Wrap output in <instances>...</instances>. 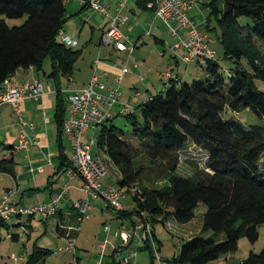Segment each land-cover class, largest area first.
<instances>
[{"label":"trees","instance_id":"16d2710c","mask_svg":"<svg viewBox=\"0 0 264 264\" xmlns=\"http://www.w3.org/2000/svg\"><path fill=\"white\" fill-rule=\"evenodd\" d=\"M149 1L135 4L146 10ZM200 4L207 13L202 31L207 35L215 31L210 26L215 21L224 58L234 65L231 78L224 80L216 57L206 60L205 80L180 82L178 88L170 84L165 96H153L138 105L139 120L135 109L128 116L116 115L101 125L96 139L97 148L116 170L113 184L131 196L134 208L126 216L139 217L152 229L151 224L169 219L188 224L198 205L206 207L200 236L184 241L175 257L162 260L165 264L217 262L236 253L242 238L255 244L258 228L264 225V91L258 86L264 84V53L256 44L264 45V0H203ZM69 18L63 0H0V88L18 71H41L49 59L51 71L46 77L56 89L54 120L60 133L65 116L60 80L73 74L81 55L58 41ZM240 18L250 20L252 26L241 28ZM20 19H25L21 26H8L9 21ZM242 58L248 71L240 68ZM244 111L263 125L245 127L228 118L230 113ZM116 117L131 125L130 139L121 129L107 125ZM188 144L203 150L207 160L203 168L192 164L191 174L181 176L178 153ZM60 161L72 168L66 157ZM156 182L165 185L154 186ZM6 222L0 219V228ZM75 232L59 225L54 229L55 235L68 239ZM207 232L212 237L203 238ZM152 239L155 244L153 231ZM143 249L154 262L149 242ZM49 254L34 247L26 264H38ZM239 264H264V248Z\"/></svg>","mask_w":264,"mask_h":264},{"label":"crops","instance_id":"0c3cea01","mask_svg":"<svg viewBox=\"0 0 264 264\" xmlns=\"http://www.w3.org/2000/svg\"><path fill=\"white\" fill-rule=\"evenodd\" d=\"M71 1L75 2L77 9L70 10L76 11L74 14L71 12L70 15H68L70 17L78 16L82 11L89 8L84 3L85 0H69L64 2L65 6ZM99 3L106 6L108 9L107 15H104L106 18L105 24L107 26L104 30H102L100 35L101 37L108 29L110 21L118 14L117 8L119 0H99ZM129 3H131V5H128ZM135 3L136 0L128 1L125 8L121 9L119 12L120 17L127 18L125 23L119 27V30L121 31V29H123L124 31L121 33L127 40L125 45L129 46L132 44L135 46L132 56L128 57L126 52H118L110 46H101L100 42L98 55L92 61L91 71L86 72V76L81 82L74 84L76 78L72 76L73 74L70 77H64L60 80L59 86L65 110L67 95L73 91H79L86 88L93 76H96L97 82L103 84L105 88H117L121 95L122 104L131 102L134 109L135 104L133 102L140 105L142 102L149 99L147 97L150 93H152V91H154L159 76L169 85L179 84L180 82H184L188 77L187 68L189 66L192 65L202 69L204 68V62L202 61H196L195 63L187 66L182 59L183 51L174 49L175 41L169 34L167 27L159 19H157L153 11L150 9H138ZM84 5H86V8H84ZM205 12L206 11L199 3L198 5L192 7V9L187 13V16L201 31L204 28V21L206 18ZM142 13H148L151 17L142 18V15H140ZM126 33L128 35H133L134 39H132V36H126ZM60 34L68 37L72 41H75L62 33V31ZM207 36L209 37V35ZM150 40L155 44V46H150V44H148L151 42ZM211 45H213V42L210 41L209 48L214 53ZM156 46L162 49L168 47L171 53L168 62L160 68V72H157V70L154 69V64L151 65V62L154 60ZM159 56L160 58H163L165 54L162 53L159 54ZM183 63L186 65V70H183L182 68ZM122 69H125L127 73L122 77V81L118 85L116 80ZM166 70H169L170 72V78L168 80H164L162 78V73ZM14 77L20 83L40 80L43 86V96L37 101H22L19 104V116L13 112L10 106L0 105V147L3 151L0 161H4V164L0 165V201L5 196L10 194L11 202L14 205L27 209L46 205L51 202L52 198L59 196L60 199L57 203V209L53 215L45 218L39 214L36 215L40 217V220L43 223L44 236L47 235L46 229H48L56 239L62 238L68 241L69 239L66 235L60 237L55 235L54 229L58 225L60 228L67 231L73 228L78 229L80 223L76 221L77 212L74 210L73 205L78 201L86 200V197L79 190L82 186V180L72 174V168H67L62 165L60 161L61 156L66 157V159L69 160L71 145L68 137L58 131L54 120L56 89L49 80H43L40 77L39 72L32 68L18 71ZM64 81H66L65 87L62 85ZM69 83H73L74 86H71ZM140 91L142 93H140ZM101 93L105 94V92ZM134 94H138V97L135 98ZM119 111L120 107H114L113 117L118 115ZM21 121L27 124H32L34 132H30L28 129L23 130L27 136L32 138V142L27 148L22 149L20 152H16L14 151V146L21 137ZM90 131L93 130L86 131L83 136H87ZM96 155H99L105 161L109 173L111 168L108 165L106 154L102 152V150H98ZM111 171H113V169ZM115 176L116 174L114 171L113 175L110 177L107 174V176L101 181L102 186L105 188L107 185L113 184ZM64 188H66V191H64ZM90 200L92 199H89L88 202H90ZM92 201H103L106 207L109 208L104 200ZM93 209L94 206H91L89 203L87 212ZM115 212L120 219L122 227L114 230L111 234L113 240L110 241V235H108L109 240L107 237L103 244L100 243L97 245V250L100 251L99 257L96 255L91 256V258H95L96 261L93 262L92 260L80 258L78 251L82 248H79L80 246L78 247L79 243L76 240L77 243H74L75 253L73 254L72 252L71 254V256H73L72 260H67L68 263L64 262L63 264H145V260L140 255L141 252H148L143 249L144 242L140 241L139 235L142 231L137 230L135 232V236L127 244V246H129L128 249L125 247H118L119 239H122L138 222L131 219L134 218V216L128 217L125 215L130 211H120L124 214H119L118 211ZM36 215L16 216L6 222L8 223L9 221H12V228H16L14 229L15 234H11L9 236L11 242L19 243L20 236L17 233L20 230L21 233H24L26 237L30 239L32 233L31 230L36 226V223L35 225L32 224V220L36 217ZM23 217L26 218L25 221H22ZM51 218H54L55 220H50ZM137 218L140 219L139 217ZM141 220L142 219H140V221ZM80 234V231L76 230L73 238L77 239ZM11 236H13V238H11ZM57 245L60 246L63 245V243L59 242ZM133 248L135 250H132ZM41 249L49 251L50 254L38 264H49L48 260H50V255L53 254V251L47 248ZM132 251H136V256L130 259L129 263H126L124 259ZM31 253H33V251ZM11 255L14 257V254ZM14 258L16 259L14 262H17L18 258ZM148 258H150L149 264H157L156 262H152L150 254H148Z\"/></svg>","mask_w":264,"mask_h":264},{"label":"rangeland","instance_id":"374dc122","mask_svg":"<svg viewBox=\"0 0 264 264\" xmlns=\"http://www.w3.org/2000/svg\"><path fill=\"white\" fill-rule=\"evenodd\" d=\"M128 5H131L129 3ZM76 4L74 1H71L69 4H66V9L68 15L72 12L73 14L76 11H70L72 9H77ZM206 13V12H205ZM72 14V15H73ZM142 18L151 17L148 13H142ZM207 17V13H206ZM25 19L20 20H12L8 22L9 27H19L23 24ZM239 25L241 28H246L247 26H252L250 20L246 18L238 19ZM106 18L104 15L99 13H95L89 8L82 11L78 16H73L68 19L62 29V33L69 36L70 38L74 39L77 43V47L73 48L75 51H81V55L76 61L75 69L73 72V77H75V83L81 82L85 76L86 72L91 71L92 61L97 57L99 51V43H100V35L102 30L106 28ZM110 24V23H109ZM211 28H215V31H211L208 33L209 40L213 42L211 48L214 50V54L216 57V62L219 65V71L222 74V77L225 81H228L231 78L232 72L231 70L234 68V65L231 61L224 58V50L221 43L218 40L219 30L216 27L215 21L211 20L210 22ZM109 27V25H108ZM121 32H124L121 29ZM128 37L133 35L125 34ZM127 37V38H128ZM149 40V38H148ZM147 40V41H148ZM165 40V39H164ZM151 41V40H150ZM167 41V40H165ZM148 44L150 46H155V44L151 41ZM173 44V41H172ZM256 44L260 47L262 53H264V45L260 42L256 41ZM156 52L154 54V60L151 62V65L154 64V69L157 72H160V68L168 62L169 56L171 55L168 47L162 49L160 47L155 48ZM164 53L165 56L160 58L159 54ZM133 54V53H132ZM132 56V55H131ZM136 57V56H135ZM183 70H186V65L183 63L182 66ZM240 68L244 70H249L247 61L242 58L240 60ZM188 70V77L185 79L186 84H192L193 82H200L207 78V74L205 70L200 67L196 66H189ZM51 71V63L49 59H46L42 63L41 71H39L40 77L43 80H48L47 75ZM159 80V82H158ZM156 82V86L154 91L148 95L147 98L151 96H165L167 90H169L170 85L164 82L160 76L158 77ZM71 86L73 83H69ZM62 85L66 86V81L62 83ZM74 86V85H73ZM177 88L179 87L178 84L175 85ZM259 88L264 91V84L258 83ZM140 93H142L140 91ZM135 104L134 107V117L139 120L140 119V112L138 110V103L133 102ZM232 117L235 120H238L242 123L245 127L248 126H262L263 123L251 113L244 111L239 114H229L228 118ZM107 125H113L121 129L124 132L126 138L130 139L128 134L131 132V125L123 118V117H116ZM99 128L95 131H90L87 136H83L81 142L83 144H89L92 138L96 141L98 136ZM133 140V139H132ZM98 148L94 147L91 151V156L95 157L96 152H98ZM7 153L6 151H4ZM3 153L2 148L0 147V158L1 154ZM264 158V157H263ZM207 160V154L201 150L196 148L192 144L186 145L185 149L178 153V166H177V173L181 176H189L191 174V167L192 164L196 165L200 168L204 167V164ZM264 159L262 160L261 164H263ZM112 170V169H111ZM109 170V177L113 175V171L116 172L114 169L113 171ZM165 185L164 182L154 183V186H163ZM125 198L120 202L122 210L131 211L134 208L132 199L130 194L124 193ZM90 205L94 206L93 210L87 212L88 220L80 223L78 226V231H80V235L77 239L72 238L73 242L76 244L77 241L79 243L78 247L82 248L78 251L80 258L92 260L93 262L96 261L95 258H91V256L96 255L99 257L100 251L97 250L98 244H103L105 239L110 241L113 240L111 234L116 229H120L122 227L120 219L117 216V213L109 208L106 207L103 201L94 202L90 200ZM206 212V207L202 204L198 205L194 210V218L193 220L186 224L180 225L177 224L174 220L169 219L164 223H153L152 229L155 235L156 243L154 244V250L151 247V251L154 257V262L158 264V259L161 260H171L178 254L180 245L193 237L200 236V231L202 227V217ZM36 215V214H35ZM133 221L140 222V219L134 216L131 218ZM26 218L23 217L22 221H25ZM50 220H55L51 218ZM12 221L6 223L5 227L0 228V237L2 242L0 244V264H25L27 259H29L31 252L33 251V247L37 246L40 248H47L53 251V254L50 255V260H48L49 264H63L64 262L68 263L67 260H72L71 254L75 253V248L73 251H66V247L69 244V240L65 239H56L54 235L47 230V235L44 236V227L43 223L40 220V217L36 215L32 220V224L36 226L31 230V237L28 239L24 233H21V230L18 231V235L20 236L19 243L11 242L9 236L14 233V229L12 228ZM128 223V222H127ZM125 226V225H124ZM132 230V229H131ZM130 230V231H131ZM136 234V233H135ZM134 234V236H135ZM258 240L255 244L251 245L246 238H242L238 242V249L237 252L234 254H228L220 258L217 262H212L209 264H239L245 261L249 255L252 253L254 255H258L262 249L264 248V225L258 228ZM211 232H207L202 234L203 238H210L212 237ZM142 232H140L139 237L141 238ZM77 240V241H76ZM62 242L63 245L58 246L57 243ZM65 247V248H64ZM118 247H125L126 249L129 246L124 245L122 240L119 239V246ZM61 248V249H59ZM132 250H135L134 248ZM66 251V252H65ZM62 252V253H60ZM64 252V253H63ZM155 252V253H154ZM11 254H14V257L18 258L17 262H14V257ZM148 252H141L140 255L145 260V264H149ZM69 261V262H70ZM132 264V263H131Z\"/></svg>","mask_w":264,"mask_h":264},{"label":"built area","instance_id":"2783aa9c","mask_svg":"<svg viewBox=\"0 0 264 264\" xmlns=\"http://www.w3.org/2000/svg\"><path fill=\"white\" fill-rule=\"evenodd\" d=\"M69 0H63L67 2ZM128 1L119 0L118 14L110 21L108 29L102 34L100 42L101 46L113 47L118 52H126L128 57H131L135 46H126L127 41L125 36L119 30V27L125 23L126 17H120L119 12L125 8ZM203 2V0H150L146 3L147 9H154V14L168 29L169 34L174 39V49L183 51V62L188 66L196 61L214 60L215 55L209 48L210 40L206 33L201 31L198 26L187 16V13L192 7ZM84 3L94 12L101 15H107L108 9L106 6L99 3V0H86ZM59 42L66 47H76V42L66 36L59 34ZM127 73L122 69L116 83L119 85L122 77ZM162 78L168 80L170 78L169 70L162 73ZM101 92H105L102 94ZM43 96V86L40 80H32L24 83L18 82L12 76L0 88V105H8L13 112L19 116V104L22 101L31 100L37 101ZM138 97V94H134ZM120 107L118 115L128 116L133 112V104L127 102L122 104L121 95L117 88H105L93 76L89 85L79 91H73L66 97V115L62 121L61 131L70 140V157L69 161L72 166V174L82 180L80 192H82L86 200L78 201L73 205L77 212L78 223L88 220L87 210L89 208V199L104 200L108 207L114 211H122L120 202L125 198L124 192L117 188L114 184H109L103 187L101 181L107 176L108 168L105 161L99 156H91V151L96 146V141L92 139L89 144L81 142L83 134L88 130L95 131L101 125L113 117L114 107ZM22 128L21 137L14 146V151L20 152L22 149L30 146L32 138L27 136L23 131L28 129L34 132L32 124L20 122ZM66 191V188H64ZM10 194L5 196L0 201V219L8 221L13 217L26 215L33 216L39 214L42 217L53 215L57 209L59 196L52 198L51 202L46 205H41L35 208L17 207L11 202ZM76 230V229H70ZM137 230L142 231L140 238L141 242H149L154 250V242L152 239V229L148 223L140 221L135 224L134 228L129 231L121 240L124 245H127L134 237ZM75 248L72 239H69V244L66 251H73ZM102 248V247H101ZM155 253V252H154ZM136 256V251H132L124 259L129 263L130 259ZM14 261L16 259L14 258ZM158 264H165L161 259H158Z\"/></svg>","mask_w":264,"mask_h":264}]
</instances>
